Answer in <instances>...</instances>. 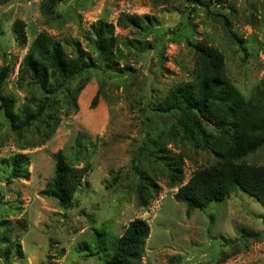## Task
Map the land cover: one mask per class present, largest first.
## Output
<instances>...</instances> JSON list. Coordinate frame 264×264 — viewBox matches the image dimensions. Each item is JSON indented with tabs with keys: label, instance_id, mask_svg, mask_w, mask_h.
<instances>
[{
	"label": "rangeland",
	"instance_id": "1",
	"mask_svg": "<svg viewBox=\"0 0 264 264\" xmlns=\"http://www.w3.org/2000/svg\"><path fill=\"white\" fill-rule=\"evenodd\" d=\"M44 1L0 3V68H11L4 90L17 108L35 93L43 98L39 89L18 80L27 46L13 31L17 20L25 22L29 43L48 32L68 53L74 41L91 49L87 36L99 23L116 25L121 14L140 16L142 28L116 26L114 69L86 72L72 84V94L54 96L57 106L48 111L53 115L34 121L21 138L0 111V264H104L87 255L96 231L109 236L100 245L107 259L113 237L136 218L151 228L141 264H264L263 206L238 189L188 215L186 204L174 198L178 189L153 164L149 152L154 148L147 144V138L170 130L177 120L176 111H158L156 104L170 88L192 80L197 42L224 52L226 73L246 98L263 84L264 0H60L50 16L42 11ZM125 67L135 71H115ZM98 91L99 102L92 108ZM173 143L169 154L183 158L186 181L214 161L186 139ZM59 150L71 165L90 166L68 209L40 194L53 176ZM17 157L27 172L14 178ZM246 162L264 165V147ZM137 168L147 170L159 186L147 206L138 200Z\"/></svg>",
	"mask_w": 264,
	"mask_h": 264
},
{
	"label": "trees",
	"instance_id": "2",
	"mask_svg": "<svg viewBox=\"0 0 264 264\" xmlns=\"http://www.w3.org/2000/svg\"><path fill=\"white\" fill-rule=\"evenodd\" d=\"M10 1L2 0L0 3ZM59 1L45 0L42 4L43 13L48 16L53 14ZM221 16L226 26L231 27L229 18L222 14ZM116 26L122 29H140L142 18L138 15L121 14L116 25L99 23L94 35L87 36L91 49L83 47L79 41H74L70 44L72 51L68 53L65 44L48 32L38 33L29 43L25 22L17 20L14 23L13 31L17 40L21 45L27 46V52L19 67L18 80L39 89L40 94H43V98H39L35 93L22 108H17L16 100L6 95L4 90L11 68L9 65L0 68V111L19 138L34 121H38L45 114L48 115L47 118L51 117L53 114L50 115L48 111L58 103L53 99L54 96L56 98L61 91L72 94V84L79 78H84L86 72L91 69H114L111 62L118 52L117 39L114 36ZM231 35L243 45L244 40L235 32ZM194 50L196 62L192 80L170 88L164 98H161V102L156 104L158 111H176L179 115L170 130L147 138V144L154 148L149 152V157L160 168L169 186L178 189L174 198L186 204L188 215L193 210L206 208L213 201L230 197L238 189L250 195L264 208V165L246 162L250 155L264 147V82L256 87L251 97L246 98L226 73L223 51L205 42H197ZM91 51L98 55L99 61H96L97 58H94ZM115 71L122 75L135 70L133 67H125L116 68ZM100 94L98 91L93 98L92 108L97 106ZM72 100H75L74 95ZM37 102L38 105L34 107ZM206 124L212 127V131L208 130ZM179 139H186L214 158L210 166L196 170L187 181L183 158L169 154L171 151L168 144ZM142 151L144 148L139 152ZM54 160L53 176L40 194L45 198L55 199L62 208L68 209L83 186L90 166L71 165L64 150H59L54 155ZM14 163L12 176H24L27 166H22L23 159L17 157ZM137 169L136 172L140 173L138 200L141 205L147 206L154 193L158 192L159 186L147 170ZM116 180L115 178L114 181ZM150 233L151 228L146 220L134 219L121 236L113 237V245L108 247L105 259L100 245L108 234L105 230H98L93 238L95 246L89 249L87 255L98 257L104 264H141Z\"/></svg>",
	"mask_w": 264,
	"mask_h": 264
}]
</instances>
